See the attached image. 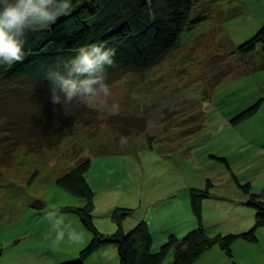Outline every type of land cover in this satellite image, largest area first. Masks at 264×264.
Segmentation results:
<instances>
[{"label":"rangeland","instance_id":"obj_1","mask_svg":"<svg viewBox=\"0 0 264 264\" xmlns=\"http://www.w3.org/2000/svg\"><path fill=\"white\" fill-rule=\"evenodd\" d=\"M190 16L204 21L184 30L180 46L149 71L106 78L110 96L94 106L80 100L60 102L54 115L49 113L52 120L64 118L59 125L67 127L58 146L42 145L43 139L41 144L35 139L25 140L29 144L11 141L2 129L6 123L0 121V264L75 262L95 236L71 210L88 206L104 238L118 229L111 217L114 210L134 209L125 232L145 218L152 252L157 253L169 235L182 239L193 231L189 228L197 222L190 191H204L208 180L212 186L203 201L206 236L216 241L254 226L255 212L244 205L246 196L238 184L249 183L254 195L264 191V50L259 46L247 56L232 52L264 28V0H203ZM4 81L0 79L1 87ZM9 82L11 90L20 93L15 102L19 114L27 116L24 124L38 127L34 95L35 90L47 95L45 87ZM45 97L39 96L37 110L49 108ZM256 104V114L232 124ZM79 110L97 116L92 126L75 117ZM87 159L91 168L85 175V196L56 184ZM36 201L45 207L34 208ZM49 207L73 222L82 234L79 243H53L55 233L45 219ZM240 212L241 221L236 216ZM257 238L256 243L235 241L232 258L216 242L194 264H264V225ZM86 264H119L116 247L101 245ZM161 264H176L174 249Z\"/></svg>","mask_w":264,"mask_h":264},{"label":"trees","instance_id":"obj_2","mask_svg":"<svg viewBox=\"0 0 264 264\" xmlns=\"http://www.w3.org/2000/svg\"><path fill=\"white\" fill-rule=\"evenodd\" d=\"M201 1L203 0H73V10L69 15L59 17L47 29L26 32L24 55L20 61L12 65L0 66V79H4L6 85L5 87L0 86V121L6 123L7 126L2 129L7 131L11 141L17 143L29 144L25 143V140L35 139V142L41 144V139H43L42 145L58 146V142L66 135L65 129H67L59 123L65 120L64 118H61L62 121L61 119L52 120L49 116L54 115L56 106L60 107L61 103L69 102H64V98L61 103L53 101L52 86L45 79L47 70L50 67L62 66L63 63L69 61L80 46L104 43L116 51L114 64L106 69V78H115L129 71L147 72L180 46V37L184 30L192 29L204 21L201 16L195 20H192L190 16L197 10ZM259 46H262L264 50V28L234 50L232 54L247 56L254 53ZM11 79L12 81L16 79L28 83L35 82L45 87L44 92L48 93L47 95L37 90L34 95L35 125L38 127L24 124L23 121L27 116L24 113L19 114L15 101L20 99L18 97L20 93L18 91L17 94L13 87L11 90L9 82ZM39 96H46L43 100L49 108L37 110L41 105ZM80 111L75 117L89 121L87 125L92 126L93 121L97 120L96 115L89 116L79 113ZM258 111L259 104H256L236 116L232 124L237 125ZM73 121L74 119H71L68 123ZM56 122L58 126L55 125ZM13 125L18 129L16 130ZM111 126L118 127L117 123H112ZM141 126L145 127L142 122ZM2 151L7 154L8 158L12 156L10 150ZM90 168V160L82 161L68 173L59 177L56 184L76 196H85V175ZM238 185L246 196L244 205L255 212V224L249 231L239 235L220 237L216 241L206 236L203 229V201L209 196L212 186L208 180L204 191L194 189L190 191L191 213L198 226L182 239L172 234L169 235L168 241L157 253L152 252L153 238L146 221H140L134 228L125 232V221L134 215V209L117 208L113 211L111 217L117 223L118 229L106 238L100 236L95 228L90 206L86 209H73L71 211L80 217L84 226L94 234L95 239L80 254L78 260L68 264H86V259L105 243L116 247L119 264H161L171 249L175 250L176 264H194L204 250L216 242H219L221 248L232 258V244L238 239L256 243L258 229L264 225V191L254 195L251 193L249 183ZM2 254L3 251L0 249V257Z\"/></svg>","mask_w":264,"mask_h":264},{"label":"clouds","instance_id":"obj_3","mask_svg":"<svg viewBox=\"0 0 264 264\" xmlns=\"http://www.w3.org/2000/svg\"><path fill=\"white\" fill-rule=\"evenodd\" d=\"M72 10L73 0H0V66L23 58L27 31L47 29ZM115 55V49L104 43L87 44L80 46L62 66L50 67L45 79L52 86L53 101L60 103L62 94L64 102L80 100L89 106L102 102L110 96L106 69L114 64ZM45 219L55 233L54 244L82 240V234L59 209L49 207Z\"/></svg>","mask_w":264,"mask_h":264},{"label":"crops","instance_id":"obj_4","mask_svg":"<svg viewBox=\"0 0 264 264\" xmlns=\"http://www.w3.org/2000/svg\"><path fill=\"white\" fill-rule=\"evenodd\" d=\"M239 215V216H238ZM238 215H236L237 216V218L241 221V219L243 218L242 216H241V212L238 214ZM144 221H146V219L144 218L143 219ZM143 220H141V219H139L138 220V223L140 222V221H143ZM126 222V221H125ZM147 222V221H146ZM190 222V221H189ZM188 222V223H189ZM204 219H203V224H204ZM137 223V222H136ZM192 225L193 226H191V228H189V230L191 231V230H193V229H195V227H197V225H196V223L194 222V223H192ZM130 227H131V224H130ZM187 227H188V225H187ZM239 227H241V226H239ZM124 228H125V225H124ZM204 228H206V230L207 231H209V229L206 227V226H204ZM188 229V228H187ZM125 230H126V228H125ZM114 233V232H113ZM153 247V246H152Z\"/></svg>","mask_w":264,"mask_h":264},{"label":"water","instance_id":"obj_5","mask_svg":"<svg viewBox=\"0 0 264 264\" xmlns=\"http://www.w3.org/2000/svg\"><path fill=\"white\" fill-rule=\"evenodd\" d=\"M33 207L36 208V209H43L45 207V205L43 203H41L40 201H36L34 204H33Z\"/></svg>","mask_w":264,"mask_h":264}]
</instances>
